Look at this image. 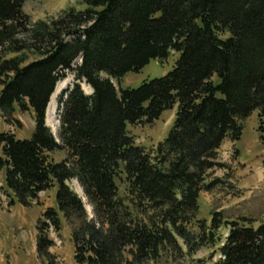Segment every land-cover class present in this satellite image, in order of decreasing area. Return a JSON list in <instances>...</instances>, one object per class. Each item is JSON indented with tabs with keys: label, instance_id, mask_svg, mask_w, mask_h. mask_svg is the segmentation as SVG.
Wrapping results in <instances>:
<instances>
[{
	"label": "trees",
	"instance_id": "trees-1",
	"mask_svg": "<svg viewBox=\"0 0 264 264\" xmlns=\"http://www.w3.org/2000/svg\"><path fill=\"white\" fill-rule=\"evenodd\" d=\"M26 1L0 0V116L22 126L16 107L32 112L35 129L24 140L0 129V172L8 208L31 206L58 184V209L37 223L38 256L58 264L50 231L60 237L63 218L76 264H162L218 245L228 225L218 264H264V222H230L217 210L210 223L199 218L201 194L219 183L210 172L225 168L222 144L238 142L256 110L264 142V0H86L85 11L34 24ZM26 51L38 58H8ZM172 51L179 58L167 75L136 89L113 83ZM67 71L93 93L76 83L61 99L58 141L47 109ZM175 105L168 137L152 150L137 146L128 125H152ZM56 151L66 158L51 161Z\"/></svg>",
	"mask_w": 264,
	"mask_h": 264
},
{
	"label": "rangeland",
	"instance_id": "rangeland-1",
	"mask_svg": "<svg viewBox=\"0 0 264 264\" xmlns=\"http://www.w3.org/2000/svg\"><path fill=\"white\" fill-rule=\"evenodd\" d=\"M74 8L77 11H85L88 8L86 0H27L23 6L25 14L29 15L32 23L42 20H52L62 11ZM22 35L21 39H27ZM224 37H227L225 35ZM20 56L25 63L32 62L38 57L31 52L9 54L8 58ZM179 54L172 51L165 61L151 60L139 72L128 73L119 81L113 79L118 90L136 89L145 81H151L167 75L173 70ZM79 65L78 60L73 68ZM66 78L58 83L52 102V115L47 113V125L52 130L58 141L60 121L59 115L62 109L61 99L66 98V93L76 83H79L85 93L91 94L92 89L84 81L77 82L73 71H67ZM105 76V75H103ZM214 82L219 83L220 78L215 75ZM1 90V85H0ZM50 102V103H51ZM178 105L162 113L160 118L152 125H128V131L137 139L136 144L147 150L155 149L164 141L175 124ZM48 112V111H47ZM15 118L22 126L7 124L0 116L1 131L15 133L18 139H30L35 129V122L31 112H20L16 107ZM243 133L241 139L231 145L225 142L219 150V161L225 168H217L210 172L209 182L219 181L210 193L203 192L200 197L199 218L211 222V213L215 210L224 213L227 221H247L251 226L258 227L264 222V142L260 140L258 133L259 111L256 110L242 121ZM64 151H56L50 154V160L58 163L66 158ZM5 172H0V264H50L46 259L38 256L36 249L37 223L42 214L49 207L58 209L56 195L58 184L39 195L37 202L24 207L15 201L8 208L9 201L5 187ZM68 185L80 197H82L88 213L93 216L91 206L88 205L81 187L76 180L68 182ZM121 194H125V185L119 182ZM63 228L60 237L52 230L50 237L55 246L52 253L57 257L58 264H76L74 258V243L71 238V230L62 218ZM228 225V224H227ZM230 226H224L217 236L220 241L216 246L204 247L197 253L187 256L165 257L162 264H218L221 255L219 245L222 239L227 237Z\"/></svg>",
	"mask_w": 264,
	"mask_h": 264
},
{
	"label": "bare ground",
	"instance_id": "bare-ground-1",
	"mask_svg": "<svg viewBox=\"0 0 264 264\" xmlns=\"http://www.w3.org/2000/svg\"><path fill=\"white\" fill-rule=\"evenodd\" d=\"M54 96V95H53ZM53 96H52V98H51V100L53 101ZM48 116L50 117L51 115H52V102L50 103V105H49V108H48ZM90 209V208H89Z\"/></svg>",
	"mask_w": 264,
	"mask_h": 264
},
{
	"label": "crops",
	"instance_id": "crops-1",
	"mask_svg": "<svg viewBox=\"0 0 264 264\" xmlns=\"http://www.w3.org/2000/svg\"><path fill=\"white\" fill-rule=\"evenodd\" d=\"M32 113V112H31ZM32 115H33V113H32ZM225 142H229L231 145H233V144H235L234 142H232L231 140H229V139H226L225 141H224V143ZM224 143L222 144V146L224 145ZM222 148V147H221ZM263 171H264V169H263ZM5 179V176H3V180Z\"/></svg>",
	"mask_w": 264,
	"mask_h": 264
},
{
	"label": "water",
	"instance_id": "water-1",
	"mask_svg": "<svg viewBox=\"0 0 264 264\" xmlns=\"http://www.w3.org/2000/svg\"><path fill=\"white\" fill-rule=\"evenodd\" d=\"M82 63V61L80 62V64ZM86 94H88V93H86ZM92 94V93H91ZM50 105V104H49ZM93 217V216H92Z\"/></svg>",
	"mask_w": 264,
	"mask_h": 264
}]
</instances>
